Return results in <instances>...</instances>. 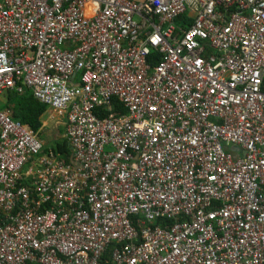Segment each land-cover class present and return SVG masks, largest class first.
<instances>
[{
	"label": "built area",
	"instance_id": "obj_1",
	"mask_svg": "<svg viewBox=\"0 0 264 264\" xmlns=\"http://www.w3.org/2000/svg\"><path fill=\"white\" fill-rule=\"evenodd\" d=\"M10 90L0 264H264V0H0Z\"/></svg>",
	"mask_w": 264,
	"mask_h": 264
},
{
	"label": "trees",
	"instance_id": "obj_2",
	"mask_svg": "<svg viewBox=\"0 0 264 264\" xmlns=\"http://www.w3.org/2000/svg\"><path fill=\"white\" fill-rule=\"evenodd\" d=\"M114 105L116 110L123 112V108L117 101H114ZM0 108L10 110L12 118L27 123L34 131H37L42 125L41 116L47 106L33 98L29 90H25L22 94L10 90L0 95ZM52 149L63 156H68L70 152L66 141H62L56 149Z\"/></svg>",
	"mask_w": 264,
	"mask_h": 264
},
{
	"label": "crops",
	"instance_id": "obj_3",
	"mask_svg": "<svg viewBox=\"0 0 264 264\" xmlns=\"http://www.w3.org/2000/svg\"><path fill=\"white\" fill-rule=\"evenodd\" d=\"M2 110H4V109H2ZM47 110H49V109L46 108L44 113L47 112L49 114L48 115L49 116V121L43 120V118H42V116L44 114L43 113L42 116H41L42 125L39 128V130H37V131H39V137L42 140V143H43V146H44L45 149L46 148H50V149L55 148L56 149L57 145L59 143H61L62 141H66V138H65V135H64V128H63V125L61 124L60 120L57 117L55 119L54 118L55 117L54 114L50 113V111H47ZM10 113H11V111H10ZM11 116H12V114H11ZM22 123H24V122H22ZM47 123H50V125L47 126L48 125ZM45 126H47V129H49V127H51V129L49 130L50 132H47L48 134L44 132L45 135L42 137V132H43L42 129H43V127L45 128Z\"/></svg>",
	"mask_w": 264,
	"mask_h": 264
},
{
	"label": "rangeland",
	"instance_id": "obj_4",
	"mask_svg": "<svg viewBox=\"0 0 264 264\" xmlns=\"http://www.w3.org/2000/svg\"><path fill=\"white\" fill-rule=\"evenodd\" d=\"M47 111H50V110H47ZM50 113H51V111H50ZM49 114L47 113V112H45L44 114H43V116H42V118H43V120H47V121H49V116H48ZM55 119H56V117H54ZM48 125L47 126H49L50 125V123H47ZM47 126H45V128L43 127V129H42V137L45 135L44 134V132L45 133H47V132H50L49 130L51 129V127H49V129H47ZM48 134V133H47Z\"/></svg>",
	"mask_w": 264,
	"mask_h": 264
}]
</instances>
